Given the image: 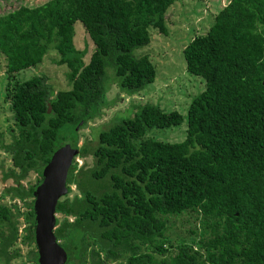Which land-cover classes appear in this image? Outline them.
Here are the masks:
<instances>
[{"label": "trees", "instance_id": "16d2710c", "mask_svg": "<svg viewBox=\"0 0 264 264\" xmlns=\"http://www.w3.org/2000/svg\"><path fill=\"white\" fill-rule=\"evenodd\" d=\"M173 2L47 0L0 15L5 100L14 119L11 142L1 144L12 162L3 174L12 184L2 196L12 204L0 202V264L20 256L18 240L34 243L42 170L72 133L78 154L54 229L64 264H264V0H229L183 47L185 68L203 79L204 89L190 102L182 140L148 137L183 116L144 104L100 130L94 146H77L78 127L107 104V69L126 95L155 80L151 58L133 51L150 43L152 29L168 33ZM77 21L94 44L87 62L86 49L74 45ZM50 48L68 67L70 88L55 92L44 75L16 80L15 73L39 64ZM88 156L92 165L78 166L76 157ZM31 172L36 182L25 184ZM71 185L76 193L69 197ZM183 214L199 227L191 231L195 239L175 242L167 234L169 218Z\"/></svg>", "mask_w": 264, "mask_h": 264}, {"label": "rangeland", "instance_id": "374dc122", "mask_svg": "<svg viewBox=\"0 0 264 264\" xmlns=\"http://www.w3.org/2000/svg\"><path fill=\"white\" fill-rule=\"evenodd\" d=\"M47 0H0V15L17 8L20 5L35 6ZM229 0H174L167 12L166 24L168 33L163 35L155 30L150 31L151 41L147 46L140 47L133 51L134 55L141 56L147 54L156 67V78L152 83L147 84L134 94H123L114 83V72L107 69L110 75V86L106 93L107 104L102 108L99 117L88 120L86 124L80 125L77 129V146L81 147L85 142L92 147L97 142L100 130L108 128L120 121L122 117H131L144 104L158 106L164 111L177 110L183 116V120L178 125L165 128H153L147 132L148 137L164 141L174 142L182 140L186 134L187 111L191 100L204 89V81L200 76L189 73L185 68L183 47L195 35L204 33L213 21L214 15ZM74 45L78 50L86 49L84 60L87 62L94 44L90 40L88 33L77 21L74 24ZM59 54L54 48H50L44 55L42 61L36 66L22 69L15 73L16 80L28 79L34 75H44L46 81L55 92L70 88L67 78L68 67L66 64H59ZM6 59L0 53V202L11 205L9 196H2V192L7 185L12 184V180L3 181V174L12 167L11 156L5 152L1 144L11 142L10 129L13 131V113L9 109V104L5 100L7 85ZM72 133V132H71ZM67 137L64 144L72 145V137ZM63 142V141H60ZM78 166L87 161V165H92V157L85 159L76 157ZM37 174L31 172L25 184L36 182ZM72 192L68 194L72 197L76 193L74 185H71ZM21 211L26 207L23 202L15 200ZM61 218L59 214H56ZM19 232L23 234L25 223L20 217ZM168 233L173 237V241L178 242L182 238L190 241L195 239L194 231L199 227L198 221L190 215L183 214L180 217L169 218ZM20 249V256L12 259L10 264H33L32 259L36 246L23 244L18 240L14 246Z\"/></svg>", "mask_w": 264, "mask_h": 264}, {"label": "water", "instance_id": "95a60500", "mask_svg": "<svg viewBox=\"0 0 264 264\" xmlns=\"http://www.w3.org/2000/svg\"><path fill=\"white\" fill-rule=\"evenodd\" d=\"M77 154L78 148L73 144H63L53 151L42 170L33 201V235L38 254L35 264H64L67 259L66 251L54 234L56 205L68 191V171Z\"/></svg>", "mask_w": 264, "mask_h": 264}, {"label": "flooded vegetation", "instance_id": "af4514ba", "mask_svg": "<svg viewBox=\"0 0 264 264\" xmlns=\"http://www.w3.org/2000/svg\"><path fill=\"white\" fill-rule=\"evenodd\" d=\"M37 256H38V254H37ZM36 259H37V257H36L35 260L32 262L33 264H35Z\"/></svg>", "mask_w": 264, "mask_h": 264}]
</instances>
